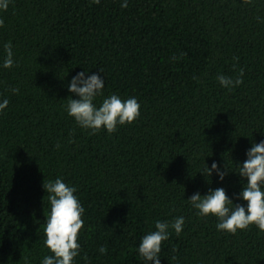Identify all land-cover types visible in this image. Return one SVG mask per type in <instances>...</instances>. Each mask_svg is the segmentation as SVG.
Instances as JSON below:
<instances>
[{
	"label": "trees",
	"instance_id": "trees-1",
	"mask_svg": "<svg viewBox=\"0 0 264 264\" xmlns=\"http://www.w3.org/2000/svg\"><path fill=\"white\" fill-rule=\"evenodd\" d=\"M123 2L11 0L0 12V103L9 101L0 113V264L53 255L43 185L57 178L84 208L73 264H151L139 255L143 237L178 217L183 231L169 229L161 264H264L257 226L220 231L188 201L223 188L247 208L238 165L264 141V0ZM9 42L15 63L5 69ZM240 69L243 84L221 86L218 75L235 79ZM81 72L104 80L97 108L113 94L134 97L139 118L112 134L81 128L66 110ZM213 163L229 171L222 182L206 172Z\"/></svg>",
	"mask_w": 264,
	"mask_h": 264
},
{
	"label": "clouds",
	"instance_id": "clouds-1",
	"mask_svg": "<svg viewBox=\"0 0 264 264\" xmlns=\"http://www.w3.org/2000/svg\"><path fill=\"white\" fill-rule=\"evenodd\" d=\"M11 0H0V12H6ZM99 4L100 0H93ZM245 4L252 3V0H243ZM122 8L128 7L127 0L121 4ZM4 26V20L0 18V28ZM6 58L3 61V68L11 69L14 66V58L11 42L4 45ZM244 70L240 69L238 76L233 79L224 75H218L217 80L229 91L243 84ZM105 87L104 80L100 75L85 76L84 72L74 77L68 85V91L75 94L79 99L68 98L67 113L73 117L76 123L83 129L91 130L96 134L102 129H106L109 134L117 131L118 126L131 125L140 116V104L137 100L129 98L121 100L117 95H110L102 101L99 108L94 105V100L98 95H103ZM18 93L19 89H12ZM9 105V101L4 99L0 103V113ZM247 160L238 165V175L246 179L243 191L237 199L246 202L247 208L236 204L228 198L223 188L210 191L207 196H201L199 192L193 194L188 201L197 210V215L201 218L215 216L219 219L217 229L235 235L237 231L249 229L255 225L261 232H264V141L254 143L247 152ZM208 175L213 172L219 176L221 182L229 172L221 171L216 163L211 169L206 168ZM48 200L50 202V215L47 217L44 229L46 239L45 246L53 255L45 256L42 264H73L74 258L79 255L80 244L78 242L79 233L84 227L82 215L84 208L74 195L77 189L69 186L62 179L57 178L54 182L43 185ZM232 205L233 207H229ZM185 220L178 217L172 223L155 222V231L146 234L138 248L139 255L151 264H161L159 254L162 250V243L170 238L172 229L177 235L183 231ZM101 254H106L107 248L99 249Z\"/></svg>",
	"mask_w": 264,
	"mask_h": 264
}]
</instances>
